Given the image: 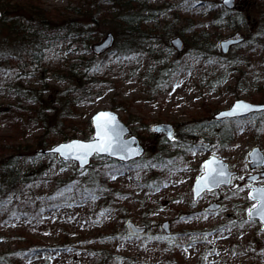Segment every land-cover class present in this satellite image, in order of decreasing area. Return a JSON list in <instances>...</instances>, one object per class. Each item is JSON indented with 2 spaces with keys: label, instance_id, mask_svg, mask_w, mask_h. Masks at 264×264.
<instances>
[{
  "label": "rangeland",
  "instance_id": "1",
  "mask_svg": "<svg viewBox=\"0 0 264 264\" xmlns=\"http://www.w3.org/2000/svg\"><path fill=\"white\" fill-rule=\"evenodd\" d=\"M79 1L0 0V43L8 37L7 48H17L18 35L11 32L9 20L14 4H24L21 11L28 15H32L31 9H36L31 4L40 7L49 24L54 26L60 24V18L54 17L55 12L73 7ZM85 1L88 6L93 4L88 17H79L84 19L78 23L86 35L80 37L66 31L47 39L43 59L38 64L32 63L22 49L21 63H30L24 68L13 55L0 59V147L16 140L20 145L30 144L34 153L39 154L24 159V171L31 175V180L16 195L18 199L36 205L37 197L47 198L62 192L80 196L87 190L85 196H80L87 206L73 209L88 211L103 201L110 204L113 211L106 222L110 228L83 227L70 236L66 230L37 228L18 215L4 218L6 207L0 206V251L14 247L17 234L24 232V239L52 244L63 242L65 249L50 253L46 259L40 254L35 260L28 259L26 264H48L47 261L94 264L96 248L111 254L112 264H264V229L257 219L248 217V209L256 203L248 198L250 185L264 186V165L252 167L248 159L254 145H260L264 151V110L232 119L214 117L237 98L264 102L260 89V86L264 88V0H236L231 8L221 0H130L127 8L112 2L106 4V0ZM140 4L150 11L142 12V17L147 18H143L141 36L136 39L142 40L145 46H153L152 52L147 54L144 46H139L122 54L119 49L128 43V38L119 29V16L138 11ZM223 13L240 21L235 18L230 25L227 18L224 21L219 16L214 18ZM27 18L23 17L21 22L30 24ZM32 19L33 23L39 21ZM190 29L218 34L219 49L220 40L226 37L240 34L244 40L231 47L226 58L214 57L209 52L212 59L208 62L189 51L191 47L186 41ZM110 31L114 33L112 44L95 54L94 44ZM177 35L184 39L181 51L171 43V38ZM258 37L263 39L257 40ZM242 55L246 56L244 62H238ZM175 56L187 66L181 67L167 83L148 85L144 80L146 73H155L160 60L170 61ZM224 73L227 79L219 83L217 77ZM16 86L36 88L41 97L49 93L47 99L52 101L53 110H45L48 122H39L33 110L25 113L23 104L18 103L16 107V101L21 100L15 94ZM67 93L73 94L76 100L70 98L64 105L60 98ZM107 108L116 110L140 138L146 148L142 158L122 163L95 156L82 168L75 161H63L56 154L38 151L36 141L41 139H47L53 146L72 138H91L90 116ZM164 121L173 123L172 137L152 128ZM216 125L224 130L228 127L236 130L225 150L214 140L203 139V133L199 135L198 129ZM8 150L6 154L10 153ZM213 153L227 159L237 174L229 186L204 192L198 200H193L194 178L202 174L203 160ZM255 172L259 173L257 180H247ZM92 174H98V178L89 179ZM87 178L91 183L86 184ZM213 202L219 203V207L205 208ZM21 205L14 206L13 210ZM124 218L125 222L131 219L144 226L145 232L134 234L127 224L123 231ZM165 220L169 222V233L162 227ZM112 228L115 233H121L119 240L97 245L99 233L110 232ZM127 231L132 235L125 237Z\"/></svg>",
  "mask_w": 264,
  "mask_h": 264
},
{
  "label": "trees",
  "instance_id": "2",
  "mask_svg": "<svg viewBox=\"0 0 264 264\" xmlns=\"http://www.w3.org/2000/svg\"><path fill=\"white\" fill-rule=\"evenodd\" d=\"M109 4L112 2V5H119L121 7L128 6L127 2L130 0H106ZM93 3V2H92ZM86 4L85 0H80L79 2L75 3L72 6H67L62 10H58L55 12V18H60V24H55L51 26L49 21H47V17H45L43 10H40V7L31 4L36 9H31L32 15L25 14L21 10L24 9L25 5L21 3H16L13 5V12L9 20L12 21L10 23L11 32L17 34L18 37L16 39L17 48H7V44L9 42L8 37H4L2 43H0V59L2 57H12L13 55L15 59H17L19 66L24 68L25 66L30 65V63L22 64L23 62V53L22 49L27 52V56L30 57L32 63H40L43 59V48L47 39H54L57 36H61L66 31L75 33L76 35L82 37L86 35L85 30L79 25V21H82L90 15L92 9H90V5L92 7L93 4H86L87 7H84ZM102 7L101 9H103ZM138 11L126 14L123 16H119V28L125 36L128 38V43L122 45L119 49L122 54H126L127 50L136 49L139 46H144V51L147 54H151L153 46H145L146 44L142 40H138L136 38H140L141 34V27L140 24L143 22V18H147V16L142 17V12L144 10H149L150 8H144L141 4L137 8ZM140 10V11H139ZM101 12V11H100ZM140 12V13H139ZM19 13V14H18ZM224 15H216L214 18L221 19L224 21L227 18V21L231 25L235 20L236 17L233 15H229L228 13H223ZM140 16L141 19H139ZM27 16V19H30V24L27 22L22 23L21 19ZM6 17V16H5ZM78 17V18H76ZM234 17V18H233ZM38 19V23H33V19ZM239 20V18H236ZM8 20V21H9ZM94 20V18H93ZM32 22V23H31ZM139 23V24H138ZM48 31H52L50 34ZM119 32V31H115ZM264 34V32H262ZM189 37L188 47H191L189 51L195 55V57H203L208 62L212 59L209 56V52L217 58H226L228 54H223L218 46V39L219 35L213 32L207 31L206 29H201L199 31H195L190 29L188 31ZM54 37V38H52ZM264 37V36H263ZM263 38H257V40H261ZM22 47H21V46ZM20 46V47H19ZM6 47V48H5ZM239 56V55H238ZM246 56H240V60L238 62H244ZM160 66L156 69L155 73H146L145 81L148 85L154 87L155 85L160 86L161 84L167 83L168 80L178 71L180 68H185L187 64L181 58H177L176 56L172 58L170 61L167 59H163L159 61ZM234 63V62H233ZM228 74V73H227ZM219 77H221L219 79ZM218 82L222 83L227 79L226 73L219 74ZM264 96V88L260 86ZM15 94L19 96L21 100H17L15 104L16 107H19L18 103L25 105L23 107V111L27 113L29 110H33V116L39 122H48V117L46 111L53 110V104L51 100L47 99L49 93H46L44 96L41 97L38 94L37 89H20V87L16 86L14 88ZM73 98L72 101L76 100L73 97V94L67 93L66 95L61 96L60 101L61 103L68 104L69 99ZM65 99V101H64ZM50 103V104H49ZM31 112V111H30ZM24 113V115H26ZM257 115V114H255ZM53 117V116H50ZM30 119V118H29ZM28 119V120H29ZM48 119V120H47ZM224 120V119H220ZM217 122V120H214ZM212 123V121H211ZM210 123V124H211ZM207 129L209 131L207 132ZM199 135L204 139V137L210 140H214L215 144L220 145L221 150H225L228 145L230 144L231 139L235 136L236 130L231 127L225 129L220 126H211V127H204L198 129ZM190 136V134H189ZM209 136V137H208ZM53 141V140H52ZM52 141H50L52 143ZM36 144L39 148H46L51 146L48 144L47 139H41L36 141ZM8 145L10 146V150H8ZM8 150L10 153H5ZM39 151V150H38ZM29 154H32L29 156ZM39 155L36 151L34 153V149L32 150V146L29 145H20V142H16V140H10L7 142V145H3V148L0 147V206L1 209H6L3 211L4 218H10L14 215H18L21 218L29 220L35 227L42 228V229H50V228H57L60 230H66L70 232L79 231L83 227L93 230H99V227H103L106 230L110 228L108 218L112 214L113 209L111 208L110 204H105L104 201L100 205L93 207V209L86 211H78L73 209L74 207L78 206H87V202L84 199H80V196H85L87 194V190H84L82 195H74L68 194L67 192H62L56 196L50 194L47 198L37 197V204L33 205L30 201L26 199H18L17 194H19L25 186H28L30 182V174L24 171L23 162L25 158L31 157L34 158L35 156ZM51 155V154H50ZM101 176V175H100ZM99 176V178H100ZM98 178V174H92L89 179H96ZM87 178V182L91 183L90 180ZM100 183V181H99ZM16 196V197H15ZM32 202V201H31ZM21 207L16 211L13 210V207L16 205H20ZM45 211H49V214L44 213ZM47 220V221H45ZM128 220V219H127ZM125 218L123 219L121 227H124L126 230ZM48 223L49 225H47ZM57 223L59 226L57 227ZM102 230V229H101ZM53 232H57L54 230ZM119 232L114 231V228L108 231H101L99 233V237L96 240V244L99 245L105 241L111 240H119L120 237ZM128 237L132 235L130 231L125 232ZM26 233L22 232L17 234V239H15V246L5 249L4 251H0V264H26L28 259L38 258L40 254H42L45 259L48 258L49 254L52 252H62L64 251L63 242L61 244H52V243H41V242H32L30 240L24 239ZM112 242V241H111ZM97 256H94V264H112L114 257L111 254H107L102 249H98ZM48 264H51L50 261H47Z\"/></svg>",
  "mask_w": 264,
  "mask_h": 264
},
{
  "label": "water",
  "instance_id": "3",
  "mask_svg": "<svg viewBox=\"0 0 264 264\" xmlns=\"http://www.w3.org/2000/svg\"><path fill=\"white\" fill-rule=\"evenodd\" d=\"M223 4L227 7H232L235 3V0H228V3H225V0H222ZM2 15V11L0 10V16ZM114 40V35L112 32H108V34L106 35V37L101 40L100 42L96 43L94 45V52L95 53H101L102 51H104L106 48H108L112 42ZM243 40V36L242 35H234V36H229L226 37L224 39H222L220 41V46H221V50L223 53H227L230 49V46L232 44H236L239 43ZM172 44L178 49V50H182L183 49V45H184V41L180 36H175L171 39ZM238 102H242L244 104L250 105V110H237L235 114L232 115H226V113H230L234 107V105H236ZM264 110V102H253L250 100H246L244 98H237L235 99L232 104L227 107V108H223L220 109L218 112L215 113V117L216 118H224V117H238V116H245L251 112H258V111H262ZM101 112H106V113H110L112 116H114L115 119V123L117 125V133L119 135V140L121 142H123L128 148H131L133 151L128 153V152H123V151H118L115 154H108V153H92L91 155H89L87 157V162L86 163H81L79 160L75 159L73 156L69 155V156H64L61 155L59 152L54 151L55 148L60 147L61 145H65V144H72L73 142H83V143H91L93 142V139L95 137V133H96V125H95V117L101 113ZM90 122H91V126L93 128V134L91 138L88 139H83V138H72L69 140H63L60 141L56 144H54L51 147L48 148H40L39 151L40 152H45V153H55L57 154V156L63 160H72L75 161L77 163V165L79 167H87L93 156L98 155V156H107L109 158L121 161V162H128L131 161L133 159H137L142 157L145 153H146V148L145 146L142 144L140 138L132 133V129L129 126V124L125 123L119 116L118 112H116V110L114 109H99L96 112H94L91 116H90ZM152 128L156 131V132H165L168 137H172L173 135V124L171 122H158L155 123ZM251 153V155H250ZM124 157L123 159L121 157ZM248 159L250 160V164L252 167L255 166H260V165H264V152L261 148L260 145L256 144L254 145L250 151L248 152ZM217 161V163H214L213 165H211L213 168H215L217 170V172L221 169V165H223L224 171L228 174H230V179L228 177H221L220 179L223 182L217 183V184H210V185H205L203 183H201L199 185L200 188V192L199 195H197V181L201 179L202 176L205 175L206 169L204 168V165L206 162L208 161ZM203 173L200 175H197L192 183V191H193V195L192 198L193 200H197L199 198V196L204 193L205 191H213L216 189H219L221 186H227L230 185L232 183L233 177L234 175L237 173L236 170L232 169L230 166V163L228 162L227 159H225L222 156H219L217 154H210L208 157H206L203 160ZM259 176V173H254L250 176H248L247 178L249 180H255L257 177ZM253 177H255V179H252ZM252 188H264V186L262 185H256V184H252L251 188L249 190V192L251 191ZM248 192V195H249ZM219 207V203L213 202L210 203L209 205H207L205 208L206 209H211V208H218ZM249 216V214H248ZM250 219H257L258 221H260L261 223V228L264 229V221H262L258 215H252L249 216ZM127 225L129 226L130 230L133 233H142L145 231V227L144 226H140L138 224H136L133 220H128L127 221ZM162 227L164 228L165 232L169 233L170 232V228H169V222L168 220H165L162 223Z\"/></svg>",
  "mask_w": 264,
  "mask_h": 264
},
{
  "label": "snow or ice",
  "instance_id": "4",
  "mask_svg": "<svg viewBox=\"0 0 264 264\" xmlns=\"http://www.w3.org/2000/svg\"><path fill=\"white\" fill-rule=\"evenodd\" d=\"M228 3V0H225ZM250 105L238 102L234 105L230 113L226 115L235 114L237 110H250ZM115 117L110 113L101 112L95 117L96 133L91 143L83 142H73L72 144L61 145L54 149V151L59 152L64 156H73L75 159L79 160L81 163L87 162V157L92 153H108L115 154L118 151L132 152L131 148H128L123 142L119 140V135L116 131L117 125L115 123ZM251 155V153H250ZM124 158L123 156L121 157ZM217 163V161H208L205 163L204 168L206 169L205 175L197 181V195H199L201 183L205 185L217 184L223 182L221 177H228L230 179V174L224 171L223 165L221 169L217 172L215 168L211 165ZM243 179V177H241ZM252 179H255L253 177ZM250 200H254L256 203L248 209L249 216L258 215L259 218L264 221V188H252L249 192Z\"/></svg>",
  "mask_w": 264,
  "mask_h": 264
}]
</instances>
